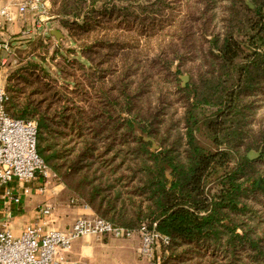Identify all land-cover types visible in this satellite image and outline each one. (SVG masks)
I'll return each mask as SVG.
<instances>
[{
  "label": "trees",
  "instance_id": "1",
  "mask_svg": "<svg viewBox=\"0 0 264 264\" xmlns=\"http://www.w3.org/2000/svg\"><path fill=\"white\" fill-rule=\"evenodd\" d=\"M253 1L256 10L233 0L236 12L227 32L209 41L220 55L212 52L210 69L195 85L179 89L185 108V131L176 129L180 146L173 143L153 152L151 143L140 138L143 134L163 143L158 133L161 109L152 112L149 98H142L140 91L150 87L140 85L130 95L122 82L116 93L118 84L107 79L112 70L100 71L102 85L91 84L94 93L85 99L76 92L81 88L88 94L81 80L60 70L76 90L58 89L49 74H40L44 67L33 58L7 84V113L36 122L38 154L54 180L76 199L74 205L90 208L114 227L147 226L169 237L161 264H264V190L257 186L256 162L247 157L264 146V131L252 125L257 91H264V0ZM61 2L67 1L53 4ZM93 20L77 25V32L63 26L90 66L79 63V69L96 75L100 65L90 53H97L101 42ZM82 30L90 32L92 41L75 35ZM206 107L218 109L202 118L199 111ZM201 127L211 148L196 137ZM250 192L256 195L251 205L242 202Z\"/></svg>",
  "mask_w": 264,
  "mask_h": 264
},
{
  "label": "rangeland",
  "instance_id": "2",
  "mask_svg": "<svg viewBox=\"0 0 264 264\" xmlns=\"http://www.w3.org/2000/svg\"><path fill=\"white\" fill-rule=\"evenodd\" d=\"M53 1H50L48 14L44 18L49 19L45 20L43 28H38L37 23L33 27L32 21L34 18L38 19L36 14H26L25 18L32 32L13 43L28 46L23 51L34 45L33 51L29 54V57L31 55L32 57L24 59L18 53L10 57V63L5 66L2 74L5 89L7 90L12 74L24 67L32 58L44 67L40 74H49L48 79L57 83L58 89H65L66 92L76 90L74 85H67L64 74L59 73L60 70L68 76L71 75L69 77L72 79L81 80L83 84L81 87L83 86L84 91L88 93L81 92V88L80 91L76 90L77 96L81 99V95L85 99L86 96L94 93L91 84L98 88L102 85L99 77L103 73L100 71L112 70L113 74L105 73H108V82L113 80L118 84L116 93L119 92L122 82L127 83L130 95H136L140 85L150 87L140 91L142 98H149L153 107L152 112L156 113L158 108L161 109L158 133L165 140L163 143H158L153 139L157 148L153 151L151 143V150L156 152L161 147L173 143L180 146L176 129L185 131L182 118L185 108L179 92V89L185 87L182 85L181 77L188 75L187 86L195 85L210 69L211 53L220 55L209 41L216 42L218 36L223 37L227 32L233 13L236 12L233 8V0H85L83 2L66 0L67 2L57 5H54ZM247 1H250L255 9H252ZM243 2L251 10L257 9L253 0H243ZM61 12H67L69 15H62ZM75 13H79L80 16H76ZM87 19H94L93 22L97 23L98 39L101 42V47L96 48L97 53H90L96 64L100 65L99 68L94 65L96 75L79 69V63L86 65V69L90 66L83 53L79 51V47L72 43L69 29L63 26V23H67L73 32H77V25H82ZM50 29L60 31L64 39L59 43L51 35ZM83 31L75 35L81 36L87 42L92 41L90 32L83 34ZM19 36L23 37V35ZM235 36L245 45L243 36L238 37L237 34ZM58 49L61 51L58 52ZM124 53L127 55L124 56ZM166 62H170L168 71L164 66ZM257 95L259 96L254 107L256 115L252 125L257 131H264V91L261 92L259 89ZM217 109L206 107L199 113L202 118H210ZM196 137L204 146L211 148L204 127L197 131ZM140 138L143 140L151 137L141 134ZM261 149L262 155L255 161V167L259 181L261 179L263 181L261 189L264 190V146L251 151L258 152ZM51 174L48 190H51L52 195H57L58 205L67 207L71 204L78 207L74 205L76 199L71 192L63 184L56 182L52 172ZM167 176L172 179L169 173ZM253 182L254 180L245 184L243 189L250 187ZM255 196L250 192L242 202L251 205L255 203ZM234 207L239 209L242 205ZM86 239L89 240L86 244L89 251L84 256L78 257L82 264H154L153 260L141 253L142 241L139 235L131 239L90 236ZM160 256H163V251L159 248L155 252V257Z\"/></svg>",
  "mask_w": 264,
  "mask_h": 264
},
{
  "label": "built area",
  "instance_id": "3",
  "mask_svg": "<svg viewBox=\"0 0 264 264\" xmlns=\"http://www.w3.org/2000/svg\"><path fill=\"white\" fill-rule=\"evenodd\" d=\"M50 1L16 0L13 5L0 9V264H82L70 258L77 240L89 236L131 239L135 235L141 237V253L154 264H161L171 239L155 229L117 228L97 216L79 217L67 231L47 229L46 220L55 212V205L49 202L38 207V223L27 225L18 236L11 230L13 207L21 205L23 196L32 194L35 184L41 183L37 191L43 193L52 174L37 151L36 122L14 119L6 111L8 95L2 74L15 53L13 46L2 40L3 33L9 24L27 13L36 14L37 27L43 28L49 19L44 18ZM159 248L163 256L156 258Z\"/></svg>",
  "mask_w": 264,
  "mask_h": 264
},
{
  "label": "crops",
  "instance_id": "4",
  "mask_svg": "<svg viewBox=\"0 0 264 264\" xmlns=\"http://www.w3.org/2000/svg\"><path fill=\"white\" fill-rule=\"evenodd\" d=\"M15 1L16 0H0V9L13 5ZM25 17L26 16L17 18L13 23L7 26L6 31L3 33L2 40L12 44L15 54L28 48V46H21L22 43H13L18 39L25 38L24 36H28L29 33L32 32L31 28L28 27V21ZM38 20L39 19L34 18L32 21L33 27L35 26V23L38 24ZM51 31L52 29H50V32ZM19 35H23V37ZM30 57H32V55ZM14 186H16V184ZM39 188H41V183L35 184L33 186L32 194L23 196L21 205L13 207L11 230L16 236L20 235L27 225L39 222L37 209L40 205L46 202L55 205V212L52 218L46 220L48 224L47 229L54 228L61 231H67L79 217L96 216L93 211L86 206L75 207L70 204L67 205V207H61L60 204L58 205L57 203V195H52L51 190L49 191L48 187L43 193L37 191ZM88 242L89 240H87L86 237L82 238L80 241H76L70 258L78 260V257L84 256L87 251H89L86 246Z\"/></svg>",
  "mask_w": 264,
  "mask_h": 264
},
{
  "label": "water",
  "instance_id": "5",
  "mask_svg": "<svg viewBox=\"0 0 264 264\" xmlns=\"http://www.w3.org/2000/svg\"><path fill=\"white\" fill-rule=\"evenodd\" d=\"M247 3H248V5L252 9H255V6L250 1H247ZM51 35L54 36L58 40L59 43L64 39L63 34L60 31H57V30H52L51 31ZM33 49H34V45L31 46L27 51H21L20 53L18 52V55L21 58H24V59L26 58L27 59L29 57V54L33 51ZM181 80H182L183 87H186L187 86V83L189 81V76L188 75H184V76L181 77ZM143 140L146 141V142L152 143V146H153V149L152 150L153 151L156 150V148H157L156 147V143H155V141L153 139H151V138H143ZM261 155H262V149L259 150L258 152H256V151H250L248 153L247 157H248V159L250 161H256V160H258L261 157ZM262 182L263 181L261 179L259 181L258 185H257L259 188H262L261 187Z\"/></svg>",
  "mask_w": 264,
  "mask_h": 264
}]
</instances>
